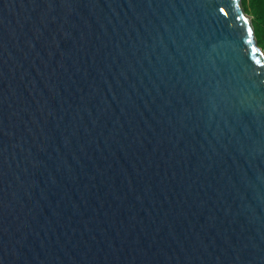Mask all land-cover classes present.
Listing matches in <instances>:
<instances>
[{"label": "water", "instance_id": "water-1", "mask_svg": "<svg viewBox=\"0 0 264 264\" xmlns=\"http://www.w3.org/2000/svg\"><path fill=\"white\" fill-rule=\"evenodd\" d=\"M0 264H264L241 0H0Z\"/></svg>", "mask_w": 264, "mask_h": 264}, {"label": "trees", "instance_id": "trees-1", "mask_svg": "<svg viewBox=\"0 0 264 264\" xmlns=\"http://www.w3.org/2000/svg\"><path fill=\"white\" fill-rule=\"evenodd\" d=\"M248 2L254 12L253 24L257 43L264 52V0H242L243 6L246 7Z\"/></svg>", "mask_w": 264, "mask_h": 264}, {"label": "snow or ice", "instance_id": "snow-or-ice-1", "mask_svg": "<svg viewBox=\"0 0 264 264\" xmlns=\"http://www.w3.org/2000/svg\"><path fill=\"white\" fill-rule=\"evenodd\" d=\"M219 10H220V12L223 13L225 16L228 15V10H227L226 8H220ZM247 34H248L249 37H251L252 34H253V33H252V29L249 28V29L247 30ZM247 43L251 45V44H252V40L249 39V40L247 41ZM262 47H264V45H262ZM251 51H252L253 53H257V52H258V49H257L255 46H253L252 49H251ZM256 63H257V64H260V63H261L260 59H257V60H256Z\"/></svg>", "mask_w": 264, "mask_h": 264}, {"label": "rangeland", "instance_id": "rangeland-1", "mask_svg": "<svg viewBox=\"0 0 264 264\" xmlns=\"http://www.w3.org/2000/svg\"><path fill=\"white\" fill-rule=\"evenodd\" d=\"M241 6H242V9H243L244 13L246 14V16L250 19L254 33H255V27L253 24L255 17H254L253 9L250 7L249 2L247 3L246 7H244L242 4V0H241Z\"/></svg>", "mask_w": 264, "mask_h": 264}]
</instances>
